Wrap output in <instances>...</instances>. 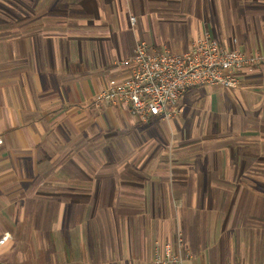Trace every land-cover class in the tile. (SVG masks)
Here are the masks:
<instances>
[{"label":"crops","instance_id":"obj_1","mask_svg":"<svg viewBox=\"0 0 264 264\" xmlns=\"http://www.w3.org/2000/svg\"><path fill=\"white\" fill-rule=\"evenodd\" d=\"M204 34L264 56V0H0L8 264L30 248L40 264H154L177 233L189 264H264V62L235 74L233 97L216 93L215 112L221 87L145 120L94 104L138 42L180 52ZM203 110L224 129L213 138L194 128Z\"/></svg>","mask_w":264,"mask_h":264},{"label":"built area","instance_id":"obj_2","mask_svg":"<svg viewBox=\"0 0 264 264\" xmlns=\"http://www.w3.org/2000/svg\"><path fill=\"white\" fill-rule=\"evenodd\" d=\"M131 26L135 18L130 17ZM264 62V56H245L237 49H229L210 35L200 36L188 49L173 52L165 45L149 49L138 42L129 60L130 70L120 82L102 88L94 97L96 107L125 105L132 115L145 120L165 114L175 105L185 90L197 86L232 87L235 74L243 68ZM2 140L0 138V145ZM0 237V247L8 240ZM154 264H189L184 252V240L177 233L175 244L157 243ZM242 264V263H229Z\"/></svg>","mask_w":264,"mask_h":264},{"label":"rangeland","instance_id":"obj_3","mask_svg":"<svg viewBox=\"0 0 264 264\" xmlns=\"http://www.w3.org/2000/svg\"><path fill=\"white\" fill-rule=\"evenodd\" d=\"M212 87H219V86H212ZM221 88L222 89H218L217 91H216V89H213V91L211 90L212 98H210V102L212 103V107H213V111L212 112H215L216 108L218 107L219 101L221 100V98H220L219 101H217L216 93H218V94L223 93L224 94L225 92H227L229 97H233L234 96L232 91H230L231 90L230 87L229 88L221 87ZM195 95L196 94H193V96L191 98H194ZM200 106H201V101L196 100L195 101V107H194L193 111L195 112V108L196 107L198 108ZM205 114L206 113H204V110H203L201 112V115L199 116L198 120L195 121L194 128H198L200 130L201 134L203 133L205 136L206 135L210 136V137L212 136V138H213V136L216 135L219 130H224V129H222V127H221V129H219L218 126L216 125V121H214L212 118L211 119H209V118L207 119ZM214 133H216V134H214ZM4 234H7L9 236L7 241H9V243H13V244L11 245V247H9L7 250H5L3 252V255L0 253V260H1L0 264L1 263L2 264H8V263L14 262L13 261V257H14L13 253H15V251L17 249V243H18V239H17V241H14V237H11L10 234H8V233H4ZM3 235H1L0 237H2ZM26 239H28V238H26ZM26 239H24L23 241H25ZM6 242H5V244H6ZM26 242L28 244H31V242H29V241H26ZM24 252H27V254H25L26 259H27V264H40V252L33 251V250H31V248H30L29 252L26 249H24ZM36 256L39 257L37 262L33 261ZM2 258H4V259H2Z\"/></svg>","mask_w":264,"mask_h":264}]
</instances>
